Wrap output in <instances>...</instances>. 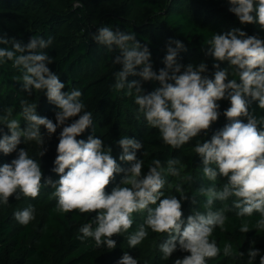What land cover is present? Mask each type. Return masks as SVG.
I'll use <instances>...</instances> for the list:
<instances>
[{"label": "clouds", "instance_id": "1", "mask_svg": "<svg viewBox=\"0 0 264 264\" xmlns=\"http://www.w3.org/2000/svg\"><path fill=\"white\" fill-rule=\"evenodd\" d=\"M227 2L231 5L229 11L241 24H258L264 30V0ZM77 7H83L81 0L73 4V8ZM92 40L109 52L118 53L113 64L122 65V68L113 73L112 90L116 93L126 90L127 96L135 93L138 112L172 149L181 148L202 132L206 134L220 115L217 102L230 101V107L223 112L227 123L210 141L198 140L193 149L202 158L204 177L212 182L222 177L225 182L219 189L215 183L199 189V193L207 197V211H193L185 224L182 201L189 197L183 183L175 186L179 198L171 193L165 195L163 191L166 174L180 176L182 169L177 167L180 161L173 158L162 163L154 159L147 174L142 175L144 161L136 156L143 147L141 141L128 136L118 141L123 150L119 160L130 165L122 168L112 156L111 147L105 148L102 139L89 135L87 140H78V136L93 126V114L86 109L81 90L62 91L65 84L48 67L54 62L46 51L52 45V38L33 35L27 44H22L0 35V45H12L11 49L0 48V63L11 61L12 67L22 72L23 90L29 96L34 90L44 92L58 109L56 123H53L37 114L36 104L22 100L21 115L27 122L23 129L20 121L13 118L12 108L0 115V125L10 131V135L0 136V152L5 155L16 152V158L0 166V204L7 205L10 197L35 199L42 187L51 186L54 188L52 196L57 200L54 212L97 213L93 220L79 227L77 236L81 241L94 240L96 249H115L117 243L113 237L128 232L134 223V213H146L143 223L127 238L129 248L140 245L151 229L154 233L166 234L167 238L159 244L162 259H169L177 247L190 253L183 259H176L174 264H208L221 251L225 257L243 258L244 253L235 249L231 242H225L221 249L213 238L216 228L222 232L226 230L229 217L227 209L213 211L212 205L214 201L224 202L234 197L231 207L237 210L239 231L264 232V116L258 117L249 111L253 101L264 110V39L249 36L239 28L223 34L214 33L205 41L209 46L207 54L228 64L224 69L219 63L214 64V78L203 75L208 70L204 62L187 66L178 62V53L185 48L180 40L167 42L165 67L158 73L153 71L149 47L141 44L134 32L100 26L92 34ZM229 73L233 77L231 80ZM129 76L140 77V80L126 82ZM142 81L158 82L159 87L145 94ZM75 117L78 119L66 123ZM41 126L49 137L62 126L53 168L59 179L55 181L43 177L40 163L30 156L28 149L17 150L23 139L24 144L34 143L41 149L39 157L44 156ZM120 173H123L120 183L108 193L107 187ZM184 179L191 181L192 177ZM192 203H196L195 198ZM35 211L29 204L16 211L14 218L21 226H27L35 219ZM254 213H259L260 218L253 224L250 218ZM257 256H260L259 264H264V255L254 248L248 252L247 264H253ZM118 264H138V260L125 252Z\"/></svg>", "mask_w": 264, "mask_h": 264}, {"label": "trees", "instance_id": "2", "mask_svg": "<svg viewBox=\"0 0 264 264\" xmlns=\"http://www.w3.org/2000/svg\"><path fill=\"white\" fill-rule=\"evenodd\" d=\"M181 1L81 0L83 7L73 8L76 0H62L64 8H58L46 0H26L23 4L25 12L19 17L9 12L0 11V35H4L10 40L15 39L22 44H27L33 35L42 36L45 39L52 38V45L46 51L54 62L48 67L65 84L62 91L66 92L73 88L81 90L83 94L81 99L86 105V109L93 114V126L78 136V140H87L89 135L102 139L105 148L111 147L112 156L122 168H127L129 164L119 160L123 150L118 141L123 136L137 139L143 143V147L136 152V155L143 154L146 157L145 162L149 166L154 159H160L164 163L168 159H175L183 151L191 152V156H183V160L192 172L198 173L199 188H206L215 183L219 189L223 184L221 177H218L215 182L204 177L202 158L196 155L193 149L198 140L201 142L210 141L212 135L227 123L223 112L230 107V101L217 102L220 105V115L206 134L202 132L181 148L172 149L163 143L157 129L145 132V118L142 113L138 112V105L134 103L135 93L132 96H127L125 95L126 90L120 93L112 90L113 73L122 68V65L113 64L117 52H109L104 46V59L99 70L94 73L87 72V69L97 64L96 54L99 44L92 40V34L100 26H111L113 30L118 29L126 33L134 32L136 39L149 47L150 62L157 73L165 67L163 59L167 54V42L180 40L185 48L179 51L178 62L184 66L189 63L198 65L200 62H204L208 70L203 75L214 78L213 73L216 69L213 68V65L219 63L220 68L224 69L228 67V64L216 61L214 57L208 55L209 46L205 44V41L210 39L214 33H218L220 27L229 22L241 23L229 11L231 5L227 0H192L199 4L200 9L206 10L210 17L217 15L211 23L197 20L190 11L183 8ZM146 8L154 16L160 17L157 25L168 32L166 42L156 39L155 30L141 28L134 22L135 10ZM245 30L249 36H253L249 26H245ZM171 46L175 47V44ZM0 48L11 49L12 45L11 43L0 45ZM190 56L202 59L193 62L189 60ZM6 62L12 67L11 61ZM14 70L22 77L20 70ZM228 79H233L230 73ZM132 80H140V77L129 76L126 82ZM142 87L145 88L143 84ZM154 90L155 85H152L149 92ZM42 99L43 112L48 119L56 123L55 113L58 109L48 101L44 93ZM249 111L258 117L264 116V110L259 109L258 102L253 101L249 106ZM73 119H78V117L70 118L66 123H71ZM61 131L62 126L57 128L56 133L48 136L49 142L44 143L46 152L42 157L38 155L41 149L34 143L25 145L30 156L40 161V165L46 169L47 178L53 179L55 173L53 171L54 160L57 155L56 147ZM120 177L121 173L116 174L106 191L111 192L112 188L118 185ZM43 189L46 193L54 192V188L51 186L42 187L41 190ZM203 198L206 203L207 197ZM233 198L230 197L224 202L214 201L212 207L216 210L227 207L225 209H227L226 215L229 220L226 223L225 231L222 232L219 228L215 229L213 238L216 239L221 249L225 242H231L235 249L244 253V256L236 260L223 256L221 251V254L215 259L209 260L208 264H247L248 252L253 248L259 249L260 255H264V232L257 233L255 229L248 233L239 231L240 219L236 216L237 210L231 207ZM37 199L41 201L42 197L39 195ZM56 203L57 200L54 198L46 204L45 217L36 226L29 223L21 228L14 227L8 219L2 216L0 210V264H103L107 248L96 249L94 240L91 238L83 241L77 238L79 227L93 220L97 213L80 214L78 211H72L59 214L53 211ZM182 211L186 224L187 217L195 211V208L187 203L182 206ZM259 218V213H254L250 219L254 224ZM189 254L177 247L169 259H162L163 254H160L156 257L154 264H174L176 259H183ZM259 259L260 256H257L253 264H259Z\"/></svg>", "mask_w": 264, "mask_h": 264}, {"label": "rangeland", "instance_id": "3", "mask_svg": "<svg viewBox=\"0 0 264 264\" xmlns=\"http://www.w3.org/2000/svg\"><path fill=\"white\" fill-rule=\"evenodd\" d=\"M46 1L50 4L55 5L58 8H64V4L62 0H46ZM25 2L26 0H0V11L9 12L12 15H16L19 17L23 14V12H25L23 5ZM181 4H183L182 5L183 8H186L188 11H190L191 14L200 22L211 23L212 20L214 21L215 17L217 16L215 14L210 17L209 16L210 14L206 10L200 9L199 4L196 2L194 3L192 0H182ZM133 20L141 28L144 29L148 28L151 30H155L157 36L156 39L162 42H166L168 37V32L164 31L163 27L157 25V23L160 20V17L154 16L148 8L143 10L136 9L133 15ZM245 26L250 27V31L251 33H253V36H257L258 38L264 39V30H262L258 24L244 25V24H233L229 22L227 25L220 27V29L218 30V34H223L225 32L231 31L234 28H239L242 31L246 32ZM104 52H105V47L103 45H98L97 54H96L97 64L87 69V72L94 73L99 70L101 66V62L104 59ZM201 59L202 58L195 56L189 57V60H192L193 62L199 61ZM153 71L155 70L153 69ZM142 84L145 87L144 88L145 94L149 93V89L152 85H155V88L159 87L158 82L155 81H142ZM43 93L44 92L42 91L34 90L33 95L29 96L23 90L21 76L18 75L16 71L11 67V65L8 64L7 62L0 63V115L5 114L7 109L12 108L13 118L20 121L21 128L23 129L24 127L27 126V122L23 120V117L21 115L20 104L22 100H28L30 103L37 105L36 111L38 115L42 117H47V115L43 112L41 108L43 103V99H42ZM144 124H145V132H150L151 130L154 129L150 127L145 120H144ZM0 128H3V133H0V136L4 134L10 135V131L5 125H0ZM40 131L44 136L45 143H48L49 139L46 129L43 126H41ZM25 145L26 144L23 143V139H22L21 144L17 146V150H19L20 148H25ZM136 156L138 159H142L144 161L142 175H146L149 167V165H147L145 162L146 157L141 153ZM183 156H191V152L183 151L181 155L175 158L180 161V164L177 165V167L182 169L181 174L179 177L165 175L166 176L165 179L167 183L163 191L165 192V195L171 193L176 195L177 198H179V194L175 192V186L178 183H183V187L185 188L186 194L188 195L189 199L182 201V206L188 203V205H192L195 208V211L206 212L207 204L204 201L205 200L203 198L204 196L199 193V189L201 188H199V185L197 183L198 173H194L191 171V168H189V166L183 160ZM14 158H16V152H13L8 155H5L2 152H0V166H2L4 163H10L11 160ZM38 162L40 163V161ZM128 167H130L129 164ZM41 170L43 172V177L47 179L48 176L46 175L47 172L46 169H44L41 166ZM187 176H191L192 180L187 181L186 179H184ZM122 177H123V173H121V177L117 184L120 183ZM58 179L59 176L56 173H54L52 180L55 181ZM221 179H222L221 181L224 183L225 182L224 178L221 177ZM41 191H42L41 194H39L42 197L41 201L37 198L36 199L21 198L20 200H16L15 197H10L9 203L7 205L0 204V210L2 216L8 219L9 222H11L14 227L21 228L23 226H21L15 220L14 213L18 210H23L29 204H32L35 207L36 211H35V219L31 221L30 224L36 226L45 217L46 204H48L55 198L54 196H52L53 192L46 193L44 189ZM107 192L110 193L108 190ZM192 198H195L196 200L195 204L192 203ZM232 200H234V198ZM212 210L215 211L216 209L212 207ZM145 218H146V213L133 214L134 223L132 227L128 230V232L122 233L120 236L113 237V239L116 240L117 246L115 249L106 250L103 264H118L119 259L123 256L125 252H127L133 258L137 259L138 264H154L156 257L162 254L159 249V244L162 243L164 239L167 238L166 234L154 233L151 231V229H148V237L144 241H142L140 245L136 246V248H129L127 241L128 236L138 229V226L143 223ZM183 219H184V215H183Z\"/></svg>", "mask_w": 264, "mask_h": 264}]
</instances>
